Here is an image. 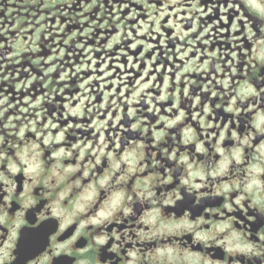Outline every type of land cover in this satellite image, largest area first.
I'll list each match as a JSON object with an SVG mask.
<instances>
[{"label": "flooded vegetation", "instance_id": "1", "mask_svg": "<svg viewBox=\"0 0 264 264\" xmlns=\"http://www.w3.org/2000/svg\"><path fill=\"white\" fill-rule=\"evenodd\" d=\"M0 264H264V0H0Z\"/></svg>", "mask_w": 264, "mask_h": 264}]
</instances>
